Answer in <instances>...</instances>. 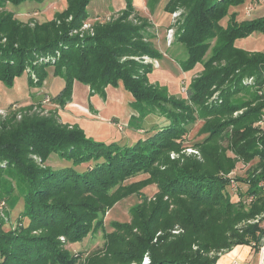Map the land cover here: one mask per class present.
<instances>
[{"label": "trees", "instance_id": "trees-1", "mask_svg": "<svg viewBox=\"0 0 264 264\" xmlns=\"http://www.w3.org/2000/svg\"><path fill=\"white\" fill-rule=\"evenodd\" d=\"M28 1L43 0H0V85L12 87L25 74L30 85L42 87L51 71L65 80L52 101L65 105L75 80L103 97L107 86L121 81L134 98L130 127L143 132L131 144L97 140L79 125L63 123L57 109L21 119L12 113L1 120L0 201L8 199L13 208L22 199L23 210L19 227L0 226V264H111L108 259L141 264L146 253L149 264H216L220 253L236 245L259 249L264 236L259 222L238 224L264 212L259 187L264 178V123L259 121L264 116V50L245 49L236 41L264 33V15L241 20L237 11L230 12L249 0H168L166 11L184 10L176 25L177 40L187 51L181 67L188 71L203 65L186 97H178L152 83V65L135 58L162 54L147 36L150 22L137 14L134 0H125L118 16L98 22L94 34L82 36L71 32L89 17L91 0H67L53 20L33 26L5 8ZM27 70H34L36 78ZM241 90L248 98L236 96ZM216 91L219 96L210 104ZM196 106L205 119L201 130L208 133L197 147L205 150L203 143L224 137L229 147L210 151L204 160L186 154L171 158V151L183 149ZM149 115L167 121L146 129L141 122ZM228 149L235 157L226 155ZM53 153L69 164L53 167L48 163ZM255 158L258 165L247 175L232 172L240 160ZM83 164L86 168L79 169ZM141 172L149 177L124 184ZM150 183L158 187L155 200L133 205L131 222H112L123 234L108 233L103 256L92 252L83 260L82 253L63 247L60 236L83 240L114 203ZM252 195L256 198L248 201Z\"/></svg>", "mask_w": 264, "mask_h": 264}, {"label": "rangeland", "instance_id": "rangeland-1", "mask_svg": "<svg viewBox=\"0 0 264 264\" xmlns=\"http://www.w3.org/2000/svg\"><path fill=\"white\" fill-rule=\"evenodd\" d=\"M167 2L168 0H157L156 3H154V0H134L135 10L137 14L142 17H146L150 22V26L147 28V36L150 37L149 39L153 42L155 48L158 49L162 54V58L152 57L148 54L136 56L135 58L143 61L145 64L152 65L153 70L148 75L149 80L152 83L167 86L170 94L176 95L178 97H186L187 86L189 85L191 79L201 72V70L203 69V65L201 63H198L193 69L188 71L183 70V68L181 67L180 61L187 56V51L185 46L177 40L176 25L178 24L180 16L182 15L184 10L183 8H178L174 12L170 13L164 9ZM248 3L250 4V6H246L243 9V4L232 6L230 8V12L237 11L238 13H240L241 15L239 19L241 20H243V18L251 19L264 15V0H251V2L249 0ZM67 5V0H43L42 2L28 1L20 5L7 3L5 8L13 11L15 13V17L21 22L28 23L33 26L35 23H43L53 20V18H55L56 16V13L63 11L67 7ZM125 5V0H91L87 6L89 17L82 23L80 28L74 29L71 33L79 34L81 36L94 34V28L98 22L104 23L105 21L118 16L124 9ZM249 10L251 11L250 13ZM226 20L227 17L222 20V23L226 24ZM236 45L249 50H264V33L254 32L249 37L242 38L236 41ZM208 55L209 54H207L206 56ZM46 59L48 60V57ZM26 72L36 78L37 73L34 70H27ZM48 79L50 80L48 87L50 94L46 92L44 94V97L39 96L38 99H34V102L31 103H27L26 101L29 100V97H32L30 95V92L32 91L33 87L32 85H30L27 75L23 74L22 76L18 77L12 87L1 84L0 121L4 120L5 118H9V115L12 113L17 119H21L25 114L40 113L46 115L47 113H49V111L59 108V106L62 107L61 110H64L67 103H72L73 90L71 100L68 101L65 105H58L53 102V96L59 93L60 87L65 84V80L63 77L55 76L51 71L48 75ZM219 92L220 91H216L214 95L209 98L208 102L210 104L215 101V97L219 96ZM90 95H93L91 94V88ZM46 96H48L49 99H47ZM236 96L248 98V93L245 90H241ZM194 108L195 120L192 123L186 125L188 130L182 137L183 149L181 150V152H178L176 150L171 151V158H180L182 154H186L204 160L206 155H208L210 151H215V149L219 148L223 150L224 148L226 149L229 147L230 140H228L227 137L217 138L213 141L203 143L205 150H203V148L197 147V144L203 142L208 133H205L201 130L205 119L201 117L199 107L196 106ZM61 110L57 109V113L61 121L69 125H74L62 120ZM242 111L243 109L237 110L233 113V115L236 116ZM85 112L87 114L90 113L89 115H92L94 117H100L98 111L95 112L89 106L86 107ZM154 116L156 115L147 116L144 121L141 122V124L146 129H151L153 125L158 126L164 123L166 120ZM263 118L264 116H262L259 121L263 120ZM75 124L79 125V123L77 122ZM121 124L123 123L117 122V126H121ZM126 130H128V128ZM138 132L142 133L143 131ZM130 139L131 138L125 139L124 143H133L134 140ZM226 153L227 156L235 157L230 149H228ZM181 159H183V157H181ZM258 161L259 158H255L250 163H244L240 160L232 172L236 176H245L248 174L249 170H252L255 166L258 165ZM48 163L55 168L62 167L63 164H69V162H67L63 158H60L56 153L52 154V158H50V161H48ZM86 166V164H83L78 166V168L83 170L86 168ZM148 177L149 173L141 172L128 179L126 182H124V184H130L134 181L144 180ZM157 192V184L150 183L140 189L139 192L133 191L131 194L124 196L119 201L114 203V205L109 208L104 215H101L102 224L95 226L83 240L77 242H69L66 240L65 236H60L59 238L63 242V247L75 254L82 253L83 260L89 253L92 252L97 253V255L103 256L105 253H107L106 247L108 243V233L114 232L119 236L123 234V231L112 225V222H131L133 219L132 206L138 203H140L142 207H144V205H149L155 200ZM14 193H18L17 189L14 190ZM4 199L6 203L0 201V222L3 223V225L1 224L0 226H2V228L5 230H9L11 228L15 229L20 226L19 218L23 210L22 199H20L19 203H17V205L13 208L9 206V200L6 198ZM165 200H167V202L170 201L168 196H165ZM170 207L173 208L174 204L171 203ZM149 211L150 210L147 209V212ZM24 222L25 224H27L29 220L25 218ZM257 222H259L261 228L264 229V212L254 218L242 221L238 224V227L241 228L247 226L248 224ZM174 232L178 233L179 230H174ZM262 239H264V236ZM256 242L254 241V243ZM258 246L260 247L259 249L257 247L252 248L243 264H259L261 251L260 242ZM225 251L227 250H224L223 253ZM211 254H213V252H211ZM221 254L222 253L219 254V258ZM147 258H149L148 253L145 254L144 260L141 264H146L145 260ZM108 260L111 264H117V262L114 260ZM130 264L136 263L133 262Z\"/></svg>", "mask_w": 264, "mask_h": 264}, {"label": "crops", "instance_id": "crops-1", "mask_svg": "<svg viewBox=\"0 0 264 264\" xmlns=\"http://www.w3.org/2000/svg\"><path fill=\"white\" fill-rule=\"evenodd\" d=\"M248 4V1L244 3L242 9L246 6L249 7L250 4ZM240 15L238 13V18ZM49 83L50 80L47 78L42 87H32V91L30 92L32 97L26 100L27 103L34 102V99H38L39 96L44 97L46 92L49 93ZM62 88L63 85L60 87L59 92ZM132 96L124 88L122 82L116 87L112 85L107 86L106 97L104 98L99 93L90 95V86L75 80L72 103H67L64 110H61L62 107L60 106V109H57L62 111V120L71 124L79 123L88 136L94 137L97 140L136 139L140 136L138 131L141 132V129L133 130L130 127L129 121L131 115L136 114V111L131 106V102L133 101ZM88 106L95 112L98 111L100 117L97 118L89 115L90 113L87 114L85 109ZM117 122L124 125L117 126ZM127 128L128 130H126ZM251 250L252 247L250 245H236L222 253L216 264H243Z\"/></svg>", "mask_w": 264, "mask_h": 264}, {"label": "built area", "instance_id": "built-area-1", "mask_svg": "<svg viewBox=\"0 0 264 264\" xmlns=\"http://www.w3.org/2000/svg\"><path fill=\"white\" fill-rule=\"evenodd\" d=\"M171 31H172V30H171ZM46 97H47V99H49L48 96H46ZM260 123H261V124L264 123V118H263V120L260 121ZM232 187H233L234 189L237 188V186H236L235 183L232 184ZM259 187L264 191V178L259 182ZM255 198H256L255 195H252V196H250V197L248 198V201H252V200H254ZM254 245H255V243H254ZM263 256H264V245L261 246V251H260V264H262ZM145 261H146V264L149 263V258H147Z\"/></svg>", "mask_w": 264, "mask_h": 264}, {"label": "water", "instance_id": "water-1", "mask_svg": "<svg viewBox=\"0 0 264 264\" xmlns=\"http://www.w3.org/2000/svg\"><path fill=\"white\" fill-rule=\"evenodd\" d=\"M260 245H261V246L264 245V239H262V240L260 241Z\"/></svg>", "mask_w": 264, "mask_h": 264}, {"label": "bare ground", "instance_id": "bare-ground-1", "mask_svg": "<svg viewBox=\"0 0 264 264\" xmlns=\"http://www.w3.org/2000/svg\"><path fill=\"white\" fill-rule=\"evenodd\" d=\"M262 264H264V256H263Z\"/></svg>", "mask_w": 264, "mask_h": 264}]
</instances>
